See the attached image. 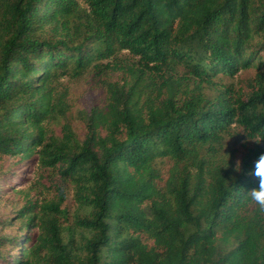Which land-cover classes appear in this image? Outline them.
I'll return each mask as SVG.
<instances>
[{
    "label": "trees",
    "instance_id": "1",
    "mask_svg": "<svg viewBox=\"0 0 264 264\" xmlns=\"http://www.w3.org/2000/svg\"><path fill=\"white\" fill-rule=\"evenodd\" d=\"M261 154L264 0H0V264H264Z\"/></svg>",
    "mask_w": 264,
    "mask_h": 264
},
{
    "label": "rangeland",
    "instance_id": "2",
    "mask_svg": "<svg viewBox=\"0 0 264 264\" xmlns=\"http://www.w3.org/2000/svg\"><path fill=\"white\" fill-rule=\"evenodd\" d=\"M65 84L68 86V100L70 103V112L68 114V122L76 132L83 131V122L81 116L84 113H89L90 109L100 103L104 98V93L101 87L95 82L92 74H88L79 80L69 81L65 79ZM242 142L231 140L228 144L231 149L241 147Z\"/></svg>",
    "mask_w": 264,
    "mask_h": 264
},
{
    "label": "clouds",
    "instance_id": "3",
    "mask_svg": "<svg viewBox=\"0 0 264 264\" xmlns=\"http://www.w3.org/2000/svg\"><path fill=\"white\" fill-rule=\"evenodd\" d=\"M260 140L255 141L259 142ZM226 165L228 167V160L226 161ZM237 170H239V162H237ZM249 175L258 178V184L256 187L245 191L244 198L251 200L260 209L264 210V154L259 156Z\"/></svg>",
    "mask_w": 264,
    "mask_h": 264
}]
</instances>
